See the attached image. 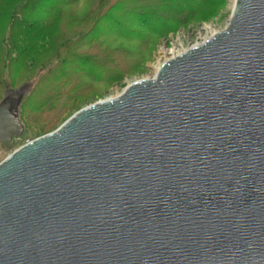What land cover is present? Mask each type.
I'll return each instance as SVG.
<instances>
[{
  "label": "water",
  "instance_id": "95a60500",
  "mask_svg": "<svg viewBox=\"0 0 264 264\" xmlns=\"http://www.w3.org/2000/svg\"><path fill=\"white\" fill-rule=\"evenodd\" d=\"M0 264H264V0L0 162Z\"/></svg>",
  "mask_w": 264,
  "mask_h": 264
},
{
  "label": "rangeland",
  "instance_id": "374dc122",
  "mask_svg": "<svg viewBox=\"0 0 264 264\" xmlns=\"http://www.w3.org/2000/svg\"><path fill=\"white\" fill-rule=\"evenodd\" d=\"M14 1L0 0V103L6 94L23 87L28 91L18 110L23 134L0 146V162L54 132L79 110L119 96L134 82L152 79L162 63L225 30L235 4L71 0L59 5L62 0H38L23 6ZM19 7L17 14L11 12ZM20 19L52 27L42 33L31 30L23 40L22 28L14 27ZM10 32L16 42L6 55L2 44ZM64 40L70 50L58 54Z\"/></svg>",
  "mask_w": 264,
  "mask_h": 264
},
{
  "label": "trees",
  "instance_id": "16d2710c",
  "mask_svg": "<svg viewBox=\"0 0 264 264\" xmlns=\"http://www.w3.org/2000/svg\"><path fill=\"white\" fill-rule=\"evenodd\" d=\"M36 1L38 2V0H15L14 2L16 4H18V3L19 4L20 3L23 4L24 3L23 6H27V5L30 6V5H32ZM70 1L71 0H62L61 2H59V5H63V4L69 3ZM20 5H18V6H20ZM20 9H21L20 7L19 8H15L11 12L17 14V11H20ZM0 17H2V16L0 15ZM12 20H13V17H12ZM18 23H19V26H14V27H21L22 28V32H19L21 34V35H19V36H21V37H19V39H23V40L27 39V37H28V36H26L27 35L26 33H28V32L32 33L31 30L34 31V32H36V33H42L44 29H51V27H52L51 25H48V24L39 25V27H38V24L30 23V22H27V21H24V20H21V19L19 20V22H16V25ZM7 36L8 37L5 38V41L2 44V47L4 48V50L6 48V50H5L6 55L9 53V50L11 49V44L13 45V47H15V42H16V41H14L16 39V37L11 32ZM35 37L36 36H34V38ZM48 40H46V41L48 42ZM51 44H52V41H51ZM60 45H61L60 46V51L57 52V53L59 54V53L62 52V53L68 54V52L70 50L69 47H68V45H69L68 40H64L63 43H61ZM62 64H64V63H62ZM59 65H61V64H59Z\"/></svg>",
  "mask_w": 264,
  "mask_h": 264
},
{
  "label": "bare ground",
  "instance_id": "6f19581e",
  "mask_svg": "<svg viewBox=\"0 0 264 264\" xmlns=\"http://www.w3.org/2000/svg\"><path fill=\"white\" fill-rule=\"evenodd\" d=\"M209 38H210V37H209ZM209 38H206V39L202 40V42H201L200 44H202L204 41L208 40ZM200 44H196V45H194L193 47H196V46H198V45H200ZM180 54H182V53H179L178 55H180ZM178 55H177V56H178ZM175 57H176V56L172 57L171 59H173V58H175ZM171 59H168L167 61H169V60H171ZM165 62H166V61H165ZM165 62H164V63H165ZM162 64H163V63H162ZM162 64H161V65H162ZM161 65H160V66H161ZM160 66H158V67L156 68L157 71H158V69L160 68ZM153 78H154V77H153ZM153 78H152V79H153ZM150 80H151V79H150Z\"/></svg>",
  "mask_w": 264,
  "mask_h": 264
},
{
  "label": "flooded vegetation",
  "instance_id": "af4514ba",
  "mask_svg": "<svg viewBox=\"0 0 264 264\" xmlns=\"http://www.w3.org/2000/svg\"><path fill=\"white\" fill-rule=\"evenodd\" d=\"M18 139L17 137H14L12 138V141L10 143H7V144H0V146H6V145H10V144H13L15 142V140Z\"/></svg>",
  "mask_w": 264,
  "mask_h": 264
}]
</instances>
